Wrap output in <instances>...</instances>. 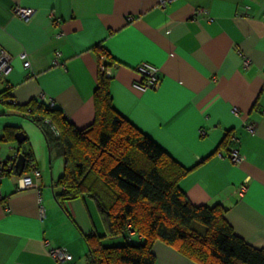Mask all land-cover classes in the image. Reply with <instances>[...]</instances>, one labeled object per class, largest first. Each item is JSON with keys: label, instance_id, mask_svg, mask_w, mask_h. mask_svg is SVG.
<instances>
[{"label": "crops", "instance_id": "1", "mask_svg": "<svg viewBox=\"0 0 264 264\" xmlns=\"http://www.w3.org/2000/svg\"><path fill=\"white\" fill-rule=\"evenodd\" d=\"M17 6L35 13L25 20ZM0 47L12 56L0 97L55 104L78 128L94 121L106 51L115 109L189 170L180 186L194 205H223L235 233L264 249V0H0ZM143 63L159 68L157 89L139 88ZM9 129L17 133L6 136ZM29 151L40 189H23L15 174L2 179L0 264H89L84 234L104 232L95 202H57L64 159L39 126L0 100V162L16 164ZM46 241L73 261H56ZM153 252L158 264H196L162 242Z\"/></svg>", "mask_w": 264, "mask_h": 264}, {"label": "trees", "instance_id": "2", "mask_svg": "<svg viewBox=\"0 0 264 264\" xmlns=\"http://www.w3.org/2000/svg\"><path fill=\"white\" fill-rule=\"evenodd\" d=\"M101 52L106 59L100 63L108 69L113 60ZM110 83L111 77L100 71L95 118L85 128H78L55 104L33 100L19 105L9 101V91L1 95L44 131L64 159L57 202L62 207L77 199L95 202L104 232L84 234L88 263L158 264L153 247L162 242L196 264H264V249L235 233L227 208L190 201L180 186L189 170L115 109ZM15 133L9 129L6 136ZM25 157L27 174L36 159L32 151Z\"/></svg>", "mask_w": 264, "mask_h": 264}, {"label": "built area", "instance_id": "3", "mask_svg": "<svg viewBox=\"0 0 264 264\" xmlns=\"http://www.w3.org/2000/svg\"><path fill=\"white\" fill-rule=\"evenodd\" d=\"M162 5H165L170 0H160ZM14 12L19 17L29 20L35 13V10L32 8H25L17 6L14 8ZM21 60L24 62V66L26 68L30 67V62L28 61V56L26 53L20 54ZM11 61L12 56L5 51L3 48L0 47V80L1 78L6 75L11 70ZM55 64H58V61H54ZM246 64H249V60L245 61ZM101 71L106 72V68L102 65ZM138 72L142 74V76L145 79V83H143L139 88L143 91L147 90H154L159 87L160 84V77H159V68L149 64V63H143L138 67ZM0 100L2 101V97H0ZM9 101L16 104L17 102L14 100V98H9ZM264 114V111H263ZM248 130L250 132L255 131L254 125H248ZM237 139L236 137H234ZM230 158L234 163H239L242 161V156L240 155L239 149H237L235 146L231 148L230 151ZM15 163L13 160H7L0 162V184L2 179L6 176V171H14ZM36 179L41 178V172L39 169L34 167L30 173L23 174L19 177V182H21V187L23 189H40L39 184L37 183ZM246 186L244 185L242 187V193L246 190ZM41 201V200H40ZM40 215L42 218L45 217V208L40 207ZM132 234H134L132 232ZM46 246L49 248V254L52 258H54L56 261L64 263V262H72L74 257L73 255L65 248L61 247H52L49 241H46Z\"/></svg>", "mask_w": 264, "mask_h": 264}, {"label": "water", "instance_id": "4", "mask_svg": "<svg viewBox=\"0 0 264 264\" xmlns=\"http://www.w3.org/2000/svg\"><path fill=\"white\" fill-rule=\"evenodd\" d=\"M16 138L17 140L22 143L23 140H24V134L19 132L17 135H16ZM25 165H26V157L25 155L23 154H20L18 156V159L16 161V164H15V170H14V174L16 176H22L23 173H24V170H25Z\"/></svg>", "mask_w": 264, "mask_h": 264}, {"label": "rangeland", "instance_id": "5", "mask_svg": "<svg viewBox=\"0 0 264 264\" xmlns=\"http://www.w3.org/2000/svg\"><path fill=\"white\" fill-rule=\"evenodd\" d=\"M138 240H136V238L134 239V242L137 243Z\"/></svg>", "mask_w": 264, "mask_h": 264}]
</instances>
